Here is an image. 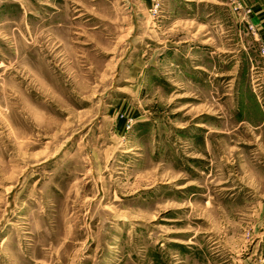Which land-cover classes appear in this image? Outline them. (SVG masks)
<instances>
[{"label": "rangeland", "instance_id": "rangeland-1", "mask_svg": "<svg viewBox=\"0 0 264 264\" xmlns=\"http://www.w3.org/2000/svg\"><path fill=\"white\" fill-rule=\"evenodd\" d=\"M157 1L0 0V264H264V0Z\"/></svg>", "mask_w": 264, "mask_h": 264}, {"label": "crops", "instance_id": "crops-1", "mask_svg": "<svg viewBox=\"0 0 264 264\" xmlns=\"http://www.w3.org/2000/svg\"><path fill=\"white\" fill-rule=\"evenodd\" d=\"M162 4H166L169 6V11L167 12L168 20L172 21H179V22H218L222 21L221 15H220V8L219 6H222L224 4L223 2H220L219 0H161ZM205 9V14H203L201 11L202 9ZM198 9L200 10L198 12ZM224 19V18H223ZM260 23H263L264 20H259ZM200 26L205 27L204 24H198ZM262 31L264 32V23L262 24ZM211 29V28H210ZM209 34V32H206ZM260 66L258 64L251 63L250 71H254L253 73L255 75H259V72L257 70H260ZM252 73V74H253ZM251 74V76H252ZM256 102V99L254 100ZM257 105V104H256ZM258 106V105H257ZM264 118V115H263Z\"/></svg>", "mask_w": 264, "mask_h": 264}, {"label": "built area", "instance_id": "built-area-1", "mask_svg": "<svg viewBox=\"0 0 264 264\" xmlns=\"http://www.w3.org/2000/svg\"><path fill=\"white\" fill-rule=\"evenodd\" d=\"M154 3L155 8L158 7V1L157 0H151ZM260 55L264 58V49H261Z\"/></svg>", "mask_w": 264, "mask_h": 264}]
</instances>
